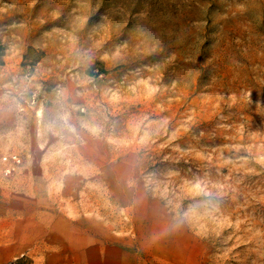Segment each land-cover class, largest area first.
Segmentation results:
<instances>
[{
    "label": "rangeland",
    "instance_id": "374dc122",
    "mask_svg": "<svg viewBox=\"0 0 264 264\" xmlns=\"http://www.w3.org/2000/svg\"><path fill=\"white\" fill-rule=\"evenodd\" d=\"M0 264H264V0H0Z\"/></svg>",
    "mask_w": 264,
    "mask_h": 264
}]
</instances>
